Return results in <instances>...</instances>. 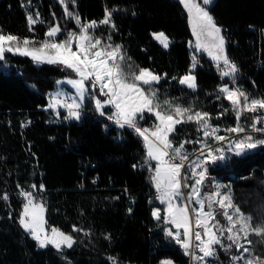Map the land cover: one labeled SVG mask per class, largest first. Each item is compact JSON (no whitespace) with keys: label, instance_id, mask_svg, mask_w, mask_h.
Here are the masks:
<instances>
[{"label":"trees","instance_id":"1","mask_svg":"<svg viewBox=\"0 0 264 264\" xmlns=\"http://www.w3.org/2000/svg\"><path fill=\"white\" fill-rule=\"evenodd\" d=\"M68 8L82 22L101 21L106 8L112 12L115 29L98 24L96 33L111 35L113 45H122L133 69L149 68L163 77L153 86L161 102L168 99L210 113L222 136L228 134L224 129L236 125L230 102L218 92L228 81L207 50L192 44L194 27L180 0H76ZM208 9L223 29L229 60L239 69L238 85L254 98L264 97V0H215ZM37 11L44 23L30 32L26 16L31 12L35 18ZM55 22L77 30L59 0H0L5 34L39 41ZM157 31L170 38L168 48L154 39ZM194 60L195 90L179 83ZM71 74L60 65L37 64L18 54L6 53L0 61V264H113L110 258L116 264H192L183 248L165 235L169 225L164 206L154 196L143 139L107 119L112 106L101 116L87 101L80 120L65 119L67 112L57 115L47 107L57 82ZM224 108L229 111L220 115ZM145 118L153 116L147 113ZM197 127L193 122L176 125L170 135L174 147L201 139ZM199 148L185 144L189 156ZM208 176L230 186L235 205L253 217L254 225L264 217V146L209 165ZM21 189L44 198L47 226L71 234L76 241L72 248L58 252L51 245L37 246L18 222L26 203ZM154 208L161 210L159 221L152 215ZM249 239L255 255L264 259V241L254 235ZM221 258L222 264H231L225 252Z\"/></svg>","mask_w":264,"mask_h":264},{"label":"snow or ice","instance_id":"2","mask_svg":"<svg viewBox=\"0 0 264 264\" xmlns=\"http://www.w3.org/2000/svg\"><path fill=\"white\" fill-rule=\"evenodd\" d=\"M59 3L63 7L65 17L73 20L77 25V30L62 29L60 23L55 22L48 26L45 39L38 41L35 38L5 34L0 29V61L4 60L6 53H12L30 57L37 64L60 65L74 72L78 78L67 81L73 85L77 93L71 97V103H68L67 99H60V92L49 94L50 102L47 107L50 109L63 107L67 110L65 119L80 120L86 96L92 101L94 110L101 116L106 115L104 111L106 106L115 109L111 115H107V119L119 129L127 127L133 130L143 139L147 148V157L158 162L151 180L160 193L158 199L161 203H167L165 223L170 222L175 225V230L166 228L165 235L174 239L183 248L193 264H209V260H214L217 256L218 247L225 252L236 249L238 254L230 256L232 264H264V259L253 255V249L249 247L252 245L250 235L264 241V217L254 225L253 217L246 215L238 205L234 204L228 185L222 186L213 182V190L204 191L205 181L209 179V165L222 162L231 154L240 156L264 146V126L257 127L258 124L264 125V97L250 99L247 92L235 87V76L239 69L226 54L223 29L207 11L211 0H200V2L181 0V3L187 10L190 20L194 18L201 31L212 39L216 53L209 54L216 61L217 69L222 65L227 69L221 72L222 77L232 78L233 87L230 88L225 84L218 89V92L230 102L231 110L235 114L236 125L224 129L228 134H235L231 138L218 135L221 129L212 125L213 117L210 113L184 108L168 99L161 102L157 90L153 87L163 78L161 75L139 66L133 69L132 64L128 63L130 57H126L122 45H113L111 35L103 39L91 34L98 24H108L115 29V24L111 20V11L106 8L105 16L99 22L95 20L82 22L80 15L68 8V4L75 5L76 0H59ZM132 14L135 15L134 12ZM26 20L30 32L34 31V25L44 23L38 11L35 13V18L29 12ZM193 31L195 33V27ZM61 34L65 35V39L57 42L56 37ZM152 35L164 48L169 46V39L163 32ZM196 35L197 46L204 47L199 43V33ZM74 43L75 50H73ZM195 67L194 60L189 73L179 80L180 84L193 90L197 87L196 77L192 74ZM145 86L148 88L147 92ZM97 89L100 96L96 95ZM217 99H220L219 95ZM227 111L229 109H222L220 115ZM145 112L154 114L159 121L154 125L155 130L138 126ZM246 113L260 114L253 116L250 124L244 125L240 123V118ZM56 114L59 115V111ZM188 122L198 126L197 130L202 132V138L196 141H184L178 147H174L169 135L175 131L176 125ZM255 133L261 136L256 137ZM209 140L214 141L217 146L210 144ZM219 142H225L227 148L218 146ZM187 143L200 145L191 160L190 154L185 150ZM186 165L188 171H185ZM133 167L135 168L136 165ZM189 180L192 182L189 183ZM31 187L34 189L36 186ZM40 187L42 189L43 185ZM184 189L188 191L185 193ZM20 194L26 199V203L23 205L18 222L37 242V246L46 248L51 245L58 252H62L64 248H72L76 241L71 234L56 228L51 229V235L45 231L43 218L45 208L42 203L35 202L33 193L21 189ZM2 198L7 200V194ZM175 201H183V203H175ZM190 206H193L191 210ZM218 214L224 217L226 224L216 219ZM152 215L156 220H161L159 208L155 209ZM180 229L183 232L179 231ZM74 231L80 230L75 229L74 226ZM110 259L116 264L114 258ZM161 264H172V261L163 260Z\"/></svg>","mask_w":264,"mask_h":264},{"label":"rangeland","instance_id":"3","mask_svg":"<svg viewBox=\"0 0 264 264\" xmlns=\"http://www.w3.org/2000/svg\"><path fill=\"white\" fill-rule=\"evenodd\" d=\"M181 1V0H180ZM197 2H200V0H197ZM207 11L210 13V11H209V9L207 8ZM211 14V13H210ZM212 15V14H211ZM191 21V23H192V25H193V27H195V33H194V38H193V42H192V44L194 45V47L195 48H197V49H199V50H207V53H208V55L213 59V56L212 55H210L209 53L210 52H212V53H216V49L213 47V42H212V39L210 38V37H208L207 36V34L205 33V32H203V31H201V29H200V26L198 25V23H196V21H195V19L193 18V19H191L190 20ZM97 28V27H96ZM96 28L94 29V30H92V32H91V34L92 35H94V36H96V37H101V38H103L102 36H100V35H98L97 33H96ZM160 32H163V31H157V32H153V33H160ZM166 36H167V34L165 33V32H163ZM196 33H199V35H200V41H199V43L201 44V45H204V47H198L197 46V35H196ZM154 37V36H153ZM168 37V36H167ZM43 39H45V37L43 38ZM42 39V40H43ZM63 39H65V36H62V37H59V35L56 37V41L57 42H59V41H61V40H63ZM103 39H106V38H103ZM155 39V38H154ZM168 39H169V46H170V43H171V40H170V38L168 37ZM156 41H158L157 39H155ZM159 42V41H158ZM160 43V42H159ZM161 44V43H160ZM162 45V44H161ZM168 46V47H169ZM167 47V48H168ZM76 49V45H75V43L73 44V50H75ZM214 60V59H213ZM215 61V60H214ZM216 62V61H215ZM222 63V62H221ZM147 69H149V68H147ZM151 70V69H150ZM227 69L225 68L223 71H226ZM152 71V70H151ZM152 72H154V71H152ZM154 73H156V72H154ZM156 74H158V73H156ZM188 74V73H187ZM192 74L193 75H195L193 72H192ZM158 75H160V74H158ZM186 75V74H185ZM184 76V75H183ZM182 76V77H183ZM196 77V76H195ZM78 77L76 76V74L74 73V72H72V74H71V76H66V77H64V78H62L59 82H61V83H58V86L52 91V94H55V93H57V92H60V96H63L64 98H68V99H71V97L72 96H75L77 93H76V90H75V88L73 87V85H71V84H69V83H67V81L68 80H71V79H77ZM225 78H226V80L228 81V82H225L223 85H225V84H227L230 88L231 87H233V84H232V82H229L230 80L232 81V78L231 77H228V76H225ZM161 81V80H160ZM159 81V82H160ZM196 85H197V82H196ZM235 87H238V88H240L241 90H243L239 85H238V83H237V77L235 76ZM90 91H91V89H89ZM145 91L147 92L148 91V88L145 86ZM244 91V90H243ZM96 95L97 96H100V93H99V90L97 89L96 90ZM87 101H90V102H92L87 96L85 97V100H84V105H85V103H87ZM84 107V106H83ZM108 107H110V106H108ZM56 111H61V110H63L64 112H67V110L66 109H64L63 107H59L58 109H55ZM114 111H115V109H113ZM146 114H147V112H145V114H144V118L142 119V120H139V123H138V126L139 127H141V128H148V129H150V130H155L154 129V125H156V124H158L159 123V121L156 119V117L154 116V114H152V113H149V114H151L152 116H153V118H149V120H147L148 118H145L146 117ZM151 119V120H150ZM176 127V126H175ZM171 135V134H170ZM170 135H169V140H170ZM219 135V134H218ZM226 144V143H225ZM146 147V146H145ZM257 148H259V147H257ZM256 148V149H257ZM253 150H255V149H253ZM146 151H147V148H146ZM252 151V150H251ZM248 152H250V151H248ZM247 153V152H246ZM194 158V156L191 158V159H193ZM149 164H151V162H149V161H147ZM185 171H188V168H187V165H186V167H185ZM189 182V181H188ZM192 182V181H191ZM213 182H215V183H217V184H220V185H225L224 183H222V182H220L217 178H210L209 180H207L206 181V184H208V186H206L207 188H204V191H212L213 189H212V184H213ZM190 183V182H189ZM156 189V188H155ZM222 191H223V189H222ZM186 193V192H185ZM34 197H35V202L36 203H42L43 205H44V203L43 202H41V201H39L37 198H36V195H33ZM231 196H232V194H231ZM232 199H233V196H232ZM233 202H234V199H233ZM175 203H183V201H175ZM235 204V203H234ZM191 207H193V206H190V210H191ZM215 207V206H214ZM44 208H45V211H44V213H43V218H44V221H45V223H44V229H45V231L49 234V235H51V230H48L47 228H48V226H47V223H46V207H45V205H44ZM155 209H157V208H154V210ZM166 209H167V203L164 205V211H165V214H166ZM222 218V219H221ZM192 219H193V222H194V220H195V214L193 213L192 214ZM216 219L217 220H219L222 224H226L227 222H226V220L224 219V217L222 216V215H217L216 216ZM56 229H58V228H56ZM58 230H60V229H58ZM60 231H62V230H60ZM179 231H181V232H183V230L182 229H180ZM62 232H64V231H62ZM64 233H66V234H69V233H67V232H64ZM226 243H230V242H228V241H225ZM243 242V241H242ZM194 243H195V241H194ZM250 247V246H249ZM195 250V249H194ZM242 251V250H241ZM222 252H225L223 249H221V248H217V256L214 258V260H209V264H222V262H221V260H222V258H221V255H222ZM227 255H229V256H231V255H236V254H238L237 253V251H236V249L235 248H233L232 250H231V252H225ZM245 255H247V254H245ZM253 255H255V253L253 252ZM256 256V255H255ZM192 261V260H191ZM192 264H193V261H192ZM231 264H232V261H231Z\"/></svg>","mask_w":264,"mask_h":264},{"label":"built area","instance_id":"4","mask_svg":"<svg viewBox=\"0 0 264 264\" xmlns=\"http://www.w3.org/2000/svg\"><path fill=\"white\" fill-rule=\"evenodd\" d=\"M235 63V62H234ZM222 64V63H221ZM236 64V63H235ZM225 69V67L222 65L221 66V68L219 69V70H221V71H223ZM229 82H232L231 80L229 81ZM220 87H222V86H220ZM59 98L60 99H67V102L68 103H71V99H68V98H64L63 96H59ZM249 98L251 99V98H254V97H252V96H250L249 95ZM234 113V112H233ZM260 113H246V114H243L242 116H241V118H240V123L241 124H244V125H246V124H250L251 123V121H252V117L253 116H255V115H259ZM261 126H264V125H260V124H258L257 125V127H261ZM232 135H235V134H227V135H223V136H226V137H229V138H231V136ZM242 135V134H241ZM256 137H260L261 136V134H259V133H255L254 134ZM214 144V146H217L215 143H213ZM218 146H221V147H224L225 149L227 148V145L225 144V142H219V145ZM196 153V152H195ZM194 153V154H195ZM194 154H192L191 156H189V159L191 160V158L194 156ZM147 172H148V176L150 177V179H151V176H153L154 174H155V168L154 167H152V165H150L149 164V166H148V168H147ZM152 181V180H151ZM152 184H153V186H154V183H153V181H152ZM154 188H155V186H154ZM160 195V193H159V191L156 189V191L154 192V196L155 197H158ZM39 201H41V202H43V200H44V198L41 196V197H39V199H38ZM53 227H48L47 229L48 230H51Z\"/></svg>","mask_w":264,"mask_h":264},{"label":"crops","instance_id":"5","mask_svg":"<svg viewBox=\"0 0 264 264\" xmlns=\"http://www.w3.org/2000/svg\"><path fill=\"white\" fill-rule=\"evenodd\" d=\"M114 109V108H113ZM113 112H114V110H113ZM112 114V113H111ZM146 161H149V162H151V164L150 165H152V167H154V168H156V166H157V161L156 160H151V159H149L148 157H147V151H146ZM189 182L191 183V180H189ZM188 191V189H184V192H187ZM156 199L161 203V201L158 199V197H156ZM163 206L166 204V203H161ZM164 213H165V211H164ZM165 216H166V214H165ZM168 228H172V229H174L175 230V225H173V224H171L170 222L168 223ZM172 264H174L173 262H172Z\"/></svg>","mask_w":264,"mask_h":264},{"label":"water","instance_id":"6","mask_svg":"<svg viewBox=\"0 0 264 264\" xmlns=\"http://www.w3.org/2000/svg\"><path fill=\"white\" fill-rule=\"evenodd\" d=\"M215 0H211V3L207 6L208 8H211Z\"/></svg>","mask_w":264,"mask_h":264}]
</instances>
